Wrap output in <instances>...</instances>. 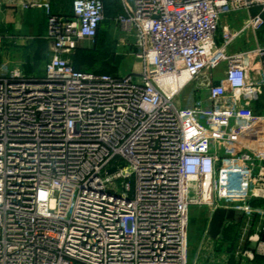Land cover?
Here are the masks:
<instances>
[{
  "label": "built area",
  "instance_id": "obj_1",
  "mask_svg": "<svg viewBox=\"0 0 264 264\" xmlns=\"http://www.w3.org/2000/svg\"><path fill=\"white\" fill-rule=\"evenodd\" d=\"M120 1L140 66L124 76L70 60L97 41L105 0H73L71 16L23 2L45 12L48 59L39 78L21 61L0 73V264H190L194 206L208 223L193 264L224 240L209 231L218 209L258 221L264 255V44L228 51L264 30V0ZM253 9L217 41L221 16ZM196 80L203 95L180 107Z\"/></svg>",
  "mask_w": 264,
  "mask_h": 264
},
{
  "label": "rangeland",
  "instance_id": "obj_2",
  "mask_svg": "<svg viewBox=\"0 0 264 264\" xmlns=\"http://www.w3.org/2000/svg\"><path fill=\"white\" fill-rule=\"evenodd\" d=\"M14 2V0H11ZM1 10L4 11L8 7L7 0H0ZM10 4H12L10 2ZM246 13V12H241ZM240 13H235L231 15H223L220 18L221 29L217 33V41L221 42L222 28L231 22ZM45 21V17L42 16ZM7 24L4 20L3 14L0 12V37H2L1 52H0V72L7 73L11 71L14 66V57H11V49L21 48L17 45L19 33L12 38H6L4 34L7 31ZM250 30V29H248ZM264 34V31H262ZM253 35L254 31L251 30ZM259 33V32H257ZM18 36V37H17ZM111 40H101L97 44H88L87 42L80 43V51L78 53V59L82 62L84 66L82 68L87 69L89 72L93 73H108V74H120L122 76L133 70H139V63L134 58L133 45L135 42L134 35H127L122 32L119 28L117 31H111ZM110 38V39H111ZM113 38L117 39L121 46H119L118 53L120 55H104L111 51H107V44L113 41ZM32 42V41H31ZM30 41H28V47L31 46ZM106 43V44H105ZM262 43V41H260ZM259 43V44H260ZM116 44V42L114 43ZM30 48V47H29ZM98 50V51H96ZM25 53V52H23ZM30 66L42 67L46 60L45 50L39 47L37 51L31 52ZM75 56V55H73ZM72 56V57H73ZM23 58L25 59L24 55ZM48 58V56H47ZM76 58V57H75ZM116 58V59H115ZM115 59V60H114ZM26 60V59H25ZM23 62V61H21ZM26 62V61H25ZM17 63V62H15ZM224 70V65H222L218 70L212 72V76L219 77L222 75ZM215 79V78H214ZM198 80L194 81L189 85V87L183 91L181 96L177 99V104L180 107L191 106L200 95H203L199 88H197ZM216 83V82H213ZM197 89V91H196ZM264 101L257 104V109H262ZM208 223L207 218V208L202 206H194L191 210V225L189 233V262L194 263L196 256L201 246L202 236L204 234L205 228ZM260 223L254 219H248L242 217L237 225L232 226L229 230H224L225 239L222 241H210L209 244L203 250V254L199 259V264H264V255L256 258L257 254L254 255V262L251 260V256L247 254V248L251 247V240L259 235ZM260 256V255H259Z\"/></svg>",
  "mask_w": 264,
  "mask_h": 264
},
{
  "label": "crops",
  "instance_id": "obj_3",
  "mask_svg": "<svg viewBox=\"0 0 264 264\" xmlns=\"http://www.w3.org/2000/svg\"><path fill=\"white\" fill-rule=\"evenodd\" d=\"M47 2L50 3L52 11L56 15L60 16H71L72 15V5H73V0H46ZM8 7L6 9L1 10L0 12L4 16V20L6 21V28L7 31L4 34L6 38H12V36L16 35L19 33L17 45H19L21 48H15L13 47L11 49V57H14V66L12 67L11 70H13L16 67V63L18 61H23V66L22 70L24 74L28 77H34V78H39L42 77L44 74V67L47 62V52H48V43L45 39L46 36V31H47V18L45 15V12L39 9H30V10H24L22 5L24 0H7ZM10 2L12 4H10ZM129 6H133V0H128ZM2 3L0 4V6ZM258 9H253L251 11H244L246 13H241L232 18L233 20L231 22H228L226 26L230 27L232 31H240L244 24L250 20L253 16H255L258 13ZM124 12L121 1L120 0H105V16L106 19L105 21L101 24L100 29H99V36L96 42H93L91 40H83L80 41L78 44V49L75 54V56L70 57L71 62L76 66L78 69L88 71L87 69L82 68L84 64L82 65V62L80 59H78L77 56L80 48L82 47L80 43L87 42L88 44H97L101 40H111V31H117L119 30L118 25L115 22V18L122 14ZM42 16L45 17V21L42 19ZM264 30L259 31V33H255L253 35L251 33V30H246L244 31L238 38L237 40L228 48L229 53H236L239 51H248L254 49L257 45H259L260 41L264 44ZM111 38V39H110ZM28 41H32L31 46L28 47ZM113 41L116 42H111L107 44V51L111 49L110 52L104 53V55H115L118 56L120 55L118 53L119 46H121V43L118 42L117 39L113 38ZM221 43V42H219ZM106 44V43H105ZM81 46V47H80ZM41 47L42 49L45 50L46 53V60L45 63L42 67L39 66H30L31 61V52L32 51H37V49ZM98 51V50H96ZM25 52V53H23ZM23 55L25 59L23 58ZM33 56V55H32ZM76 57V58H75ZM116 59V58H115ZM114 59V60H115ZM26 61V62H25ZM136 68H140L136 65ZM89 72V71H88ZM1 73V72H0ZM113 74V73H111ZM120 75V74H119ZM223 77V71L222 75L219 77L216 75L215 77L212 76V73L207 74L206 79H211L212 82L219 83L221 78ZM215 78V79H214ZM200 82L197 83V85ZM242 215L235 214V217L228 222L224 228L222 229V236L223 239H225L224 232L226 230H229L232 226L237 225L240 222V219L242 218ZM225 230V231H224ZM252 242V241H251ZM248 249V248H247ZM261 256L257 255L256 258H259ZM251 260L254 262V257H251Z\"/></svg>",
  "mask_w": 264,
  "mask_h": 264
},
{
  "label": "water",
  "instance_id": "obj_4",
  "mask_svg": "<svg viewBox=\"0 0 264 264\" xmlns=\"http://www.w3.org/2000/svg\"><path fill=\"white\" fill-rule=\"evenodd\" d=\"M116 171V168L111 169L109 173H113ZM235 217V213L233 211L227 212L225 209H218L209 224V231L212 236L216 239L221 234L223 225L226 220H232ZM257 247V241L254 240L252 242L251 248L249 249V253L255 255Z\"/></svg>",
  "mask_w": 264,
  "mask_h": 264
},
{
  "label": "trees",
  "instance_id": "obj_5",
  "mask_svg": "<svg viewBox=\"0 0 264 264\" xmlns=\"http://www.w3.org/2000/svg\"><path fill=\"white\" fill-rule=\"evenodd\" d=\"M76 67V66H75ZM77 68V67H76ZM106 74H108V73H106Z\"/></svg>",
  "mask_w": 264,
  "mask_h": 264
}]
</instances>
